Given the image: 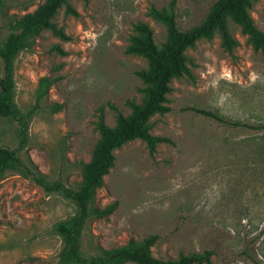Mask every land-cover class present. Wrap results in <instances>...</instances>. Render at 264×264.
Masks as SVG:
<instances>
[{"label":"rangeland","instance_id":"374dc122","mask_svg":"<svg viewBox=\"0 0 264 264\" xmlns=\"http://www.w3.org/2000/svg\"><path fill=\"white\" fill-rule=\"evenodd\" d=\"M215 1L66 0L51 22L67 38L42 29L15 58L13 101L22 114L35 111L24 142L19 124L0 116V147L16 151L49 182L77 190L81 164L99 140V118L115 128L118 115L129 116L130 104L143 102L137 72L148 63L127 52L134 25L147 24L160 48L167 27L150 16L151 8L171 9L177 27L188 31ZM44 2L0 0L1 40ZM249 12L264 33V0ZM228 25L238 41L232 55L219 34L186 49L191 76L172 79L170 111L149 121V133L167 141L152 154L139 139L114 151L93 204L112 210L84 225V257L156 236L151 254L163 261L211 250V264H264V56L240 26ZM187 107L214 112L225 124ZM77 211L61 191L46 192L18 170L0 173V264H72L60 261L64 244L55 226Z\"/></svg>","mask_w":264,"mask_h":264},{"label":"trees","instance_id":"16d2710c","mask_svg":"<svg viewBox=\"0 0 264 264\" xmlns=\"http://www.w3.org/2000/svg\"><path fill=\"white\" fill-rule=\"evenodd\" d=\"M256 1L258 0H216L202 22L188 31H181L177 27L171 9L151 8L150 16L167 27L168 38L160 48L155 44L153 31L147 24L139 22L134 25L136 34L131 37L127 52L144 57L148 63L146 70L137 72V76L145 85L143 102L141 104L131 103L132 112L129 116L118 115L115 128L108 127L99 118L96 123L99 140L93 149L90 161L81 164V184L77 190L66 189L59 183L49 182L34 164L22 162L16 151L0 147V173L9 169L18 170L46 192L61 191L76 205L78 209L76 215L55 226V232L64 244L60 253L61 262L72 264H125L128 262L136 264H211L213 255L211 250L181 255L175 260L168 261L153 257L151 248L155 244L156 236H150L140 242L130 239L125 245L114 249L99 247L95 254L84 257L81 253V233L88 220L103 218L112 210L111 206L101 209L93 204L96 192L103 186V177L114 165V151L129 141L139 139L152 154L158 143L167 141L149 133V121L155 115H164L170 111L166 95L170 91L169 84L172 79L191 76L185 55L186 49L194 47L202 39L212 40L216 34H219L222 48L232 55L238 45L237 39L229 30L228 21L232 20L240 26L241 32L247 37L253 49L260 51L264 56V33L257 28L249 12ZM65 3L66 0H45L33 14L25 15L15 21L12 24L13 32L7 38L1 40L0 35V61L3 64V77L0 79V116L9 117L19 124L23 142L27 137L28 123L35 108L22 114L13 101L14 61L20 52L31 48L33 38L42 29H49L62 39L67 38L51 22L56 12ZM66 12L77 16V13L70 7H66ZM46 88L47 84H43L37 101L42 98ZM184 110L225 124L224 120L214 112L189 107ZM232 125L254 129L263 127L237 122Z\"/></svg>","mask_w":264,"mask_h":264}]
</instances>
